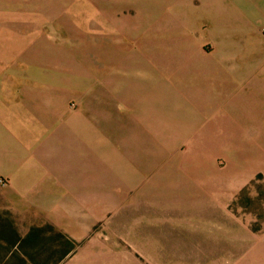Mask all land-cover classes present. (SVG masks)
I'll return each instance as SVG.
<instances>
[{"label":"rangeland","instance_id":"374dc122","mask_svg":"<svg viewBox=\"0 0 264 264\" xmlns=\"http://www.w3.org/2000/svg\"><path fill=\"white\" fill-rule=\"evenodd\" d=\"M62 1H65L64 8L60 6ZM232 1L184 0L183 12L173 2L164 5L169 17L181 15L186 33L184 39L197 43L201 55L206 56L203 58L196 54L194 59L189 49L182 50L168 44L183 37H176L177 33L173 37L162 36L160 3H153L150 9L154 17L158 16L157 20H152V32L149 29L150 19L143 12L148 4L146 0H136V3L126 6L120 0L113 3L110 0H56L48 4L42 0H18L7 4L9 11L32 6L41 14L56 10L55 18L44 19L40 26L41 36L37 37V43L42 46V51L37 50V80L32 82L25 77V86L29 89L33 87L39 97L36 101L37 114H42L45 121L44 116L48 115L44 113L50 108L49 126L55 128L57 134L66 135L69 143L67 149L73 158L74 179L77 180L78 175H88L95 163L98 169L103 162L109 163L106 160L108 157L116 156V169H109L119 180L120 193L129 194L130 186L124 178L131 175L136 180L144 178V186L131 193L139 194L151 186L150 140L154 138L164 142L187 127L214 130L213 138L222 144L230 139L241 141L249 137L255 141L251 142L253 158L259 155L257 143L264 139V135L257 139V133L264 130V112L259 107L257 96L256 62L249 59L243 63L231 61V56L238 61L242 57L240 48L243 43L239 27L237 31L233 29L238 36L231 35V30L228 31L226 27L225 32L221 31L226 40L229 38L226 43L232 49L226 45L224 36L213 28L217 26L214 19L216 8L227 15L232 9L237 13L241 11L240 4H231ZM72 12L77 13L80 20L67 19ZM102 15L106 24L97 19ZM62 16L67 18L61 20ZM193 16L198 18L200 24L198 36L194 34L198 24L197 27L191 25ZM122 21L129 26H121ZM263 30L264 27H260L249 34L254 51L257 43L264 39ZM224 43L227 46L225 49L221 47ZM48 47L51 48L49 54L44 51ZM56 52L58 61L54 59ZM161 57L163 64L157 63ZM251 58H257L256 52H252ZM24 69L26 71L29 67L25 66ZM152 70L160 76L155 81L151 79ZM174 74L180 78H174ZM87 85L89 92L84 91ZM72 86L79 91L67 98L66 107L79 110L84 121L80 125L72 123L69 115L63 116L61 109L53 107L51 94L63 87L71 90ZM154 88L159 94L156 98L152 93ZM171 90L180 91V94H174L172 98L168 94ZM76 95L90 98V105L97 101L98 107L88 108L86 100L81 101ZM185 151V145L178 149L180 154ZM169 152L171 154L172 151ZM229 154L226 149L216 153L213 162L218 170L226 168ZM143 163H147V172ZM160 166L163 168L160 172H166L165 169L169 168L166 162ZM160 172H156L157 177H160ZM219 195L222 198L221 206L214 211L218 220H205L207 226L204 231L192 226H186L183 230L172 227L176 233L185 231L183 235L200 237L203 242L201 255H217V258L146 259L144 230L154 225L162 229L164 224L161 222L186 220L185 216L191 214L183 215L181 211H159L155 213L156 222L148 217L150 221H145L136 238L130 233L128 208H122L119 216L116 211H106L104 219L94 228L91 236L100 235L102 246L113 253V264H229L231 260L223 258L225 252L238 250L242 245L235 240L232 243L225 241L228 226L233 231V239L245 233L249 237L264 234V172L258 171L238 183L235 180L233 184L228 182ZM198 198L189 197L182 204H186L184 207L195 204ZM108 204L114 205L116 200L110 197ZM192 230H196L195 234L191 233ZM195 241L196 238L190 237L186 241L185 254L190 257L196 246Z\"/></svg>","mask_w":264,"mask_h":264},{"label":"crops","instance_id":"0c3cea01","mask_svg":"<svg viewBox=\"0 0 264 264\" xmlns=\"http://www.w3.org/2000/svg\"><path fill=\"white\" fill-rule=\"evenodd\" d=\"M55 1L42 0L47 4ZM115 1L110 0L112 3ZM10 2L15 3L18 0H0V264H113V253L108 251L109 249L106 251L102 246L100 235H91L98 223L104 219L106 211H116L119 216L122 208H128L130 233L134 238L145 221H150L147 220L148 217H151L153 222L157 221L155 213L159 211H181L183 215L191 213L185 216L186 220L183 218L184 220L178 222H161L160 224H164L162 229L155 228L154 225V231L153 228L144 230V242H141L145 245L146 259L217 258V255H201L203 242L200 237L183 235L185 231L176 233L172 227L183 230L186 226H192L203 230L207 226L205 220H218L214 211L221 206L222 198L219 194L225 190L227 183L233 184V180L238 183L258 171L264 172V139L258 141L255 148L259 155L253 158L254 147H251V142L255 141L246 137L241 141L230 139L222 144L213 138L214 130L187 127L164 142L152 138L151 186L135 195L131 194L132 191L144 186V178L136 180L131 175H126L124 181L130 186V192L121 194L119 180L113 170L109 169H116V156L108 157L106 160L109 163L101 164V167L104 164L103 168L99 166L97 169L95 163L91 170L94 174L89 172L86 176L78 175L77 180L74 179L73 158L67 149L69 143L66 135L57 134L56 129L49 126L50 108L44 113L48 115L44 116L45 121L42 114H37L36 101L39 97L33 87L29 89L25 86V77L32 82L37 80V50L42 51L37 37L41 36L42 22L55 18L56 10L41 14L32 6L24 10L9 11L7 4ZM120 2L126 6L136 3V0ZM172 2L183 12L184 0H146L148 4L143 12L150 19L149 29L152 32V20H157L158 16L154 17L150 9L153 3H160V15L163 17L162 36L173 37L177 33L176 37H183L186 33L181 15L169 17L167 9L164 8V5ZM233 2L240 4L241 11L237 13L232 9L227 15L216 8L214 19L217 26L213 28L224 36L225 43L229 41L224 35L225 27L228 31L231 30V35L235 34L233 29H241L242 57L238 61L231 56V61L243 63L248 59L255 60L257 96L259 107L264 112V39L257 43L256 51L251 49L249 40L251 32L264 27V2L233 0L231 4ZM63 4L65 1L60 2L61 8L65 7ZM76 14L69 13L68 18L62 16L61 20H80ZM104 18L103 16L97 19L102 21ZM191 19L193 27L198 24L194 33L198 36V18L193 16ZM104 22L106 21L103 20L102 24H106ZM121 26L129 25L122 21ZM178 39L168 44L176 45L182 50L189 49L193 53V59L196 54L206 58L201 55L197 43H189L184 37L182 40ZM225 43L221 47L225 49L229 46L232 49L231 45L226 43L225 46ZM50 49L48 47L44 51L49 54ZM252 52H256V59L251 58ZM57 55L56 52V61ZM157 63L163 64L162 57ZM25 66L29 67L26 71ZM173 76L180 78L175 74ZM158 77L160 76L152 70L151 79L155 81ZM113 80L112 82H115ZM71 88L68 90L63 87L51 94L53 107L61 109L63 116L69 115L72 123L80 125L84 121L79 110L73 111L66 107L67 98L73 97L79 91L74 86ZM88 89L87 85L84 91L89 92ZM152 93L154 98L159 95L155 88ZM168 94L173 98L174 94H180V91L171 90ZM77 97L81 101L86 100L88 108L98 107L97 101L90 105V98L86 99L82 95ZM60 100L63 102L60 103ZM261 131L264 133L263 129ZM261 131L257 133V139L264 135ZM182 145L186 146L187 151L180 154L178 149ZM223 149L228 150L230 156L227 158L226 168L220 171L213 161L216 153ZM169 151H172L171 154ZM163 162L169 167L165 169L166 172H160L163 170L160 168ZM143 168L147 172V163H143ZM157 171L160 172V177L156 176ZM165 181L166 184H163ZM193 196L199 197L196 203L184 207L186 204L182 203ZM110 197L116 200V204H108ZM149 203L151 207L147 206ZM139 214L142 216L139 217ZM180 215L182 216L181 213ZM195 231L192 230L191 233L195 234ZM224 236L227 243L235 240L237 244L242 245L238 250L225 252L223 258L231 260L229 264H264V234L249 237L245 233L233 239V231L228 226ZM189 237L197 239L191 257L185 254Z\"/></svg>","mask_w":264,"mask_h":264}]
</instances>
